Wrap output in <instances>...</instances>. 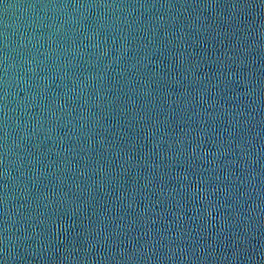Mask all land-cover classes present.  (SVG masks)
Masks as SVG:
<instances>
[{
	"label": "water",
	"instance_id": "95a60500",
	"mask_svg": "<svg viewBox=\"0 0 264 264\" xmlns=\"http://www.w3.org/2000/svg\"><path fill=\"white\" fill-rule=\"evenodd\" d=\"M0 264H264V0H0Z\"/></svg>",
	"mask_w": 264,
	"mask_h": 264
}]
</instances>
